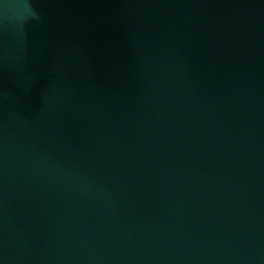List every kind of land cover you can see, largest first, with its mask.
<instances>
[{
    "label": "water",
    "instance_id": "obj_1",
    "mask_svg": "<svg viewBox=\"0 0 264 264\" xmlns=\"http://www.w3.org/2000/svg\"><path fill=\"white\" fill-rule=\"evenodd\" d=\"M0 264H264V0H0Z\"/></svg>",
    "mask_w": 264,
    "mask_h": 264
}]
</instances>
